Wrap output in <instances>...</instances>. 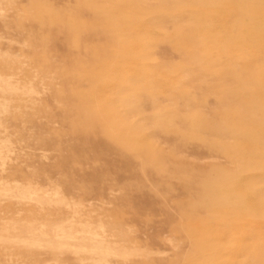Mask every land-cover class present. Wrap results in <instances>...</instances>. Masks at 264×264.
<instances>
[{"label": "rangeland", "instance_id": "obj_1", "mask_svg": "<svg viewBox=\"0 0 264 264\" xmlns=\"http://www.w3.org/2000/svg\"><path fill=\"white\" fill-rule=\"evenodd\" d=\"M0 102V264H264V0H0Z\"/></svg>", "mask_w": 264, "mask_h": 264}, {"label": "bare ground", "instance_id": "obj_2", "mask_svg": "<svg viewBox=\"0 0 264 264\" xmlns=\"http://www.w3.org/2000/svg\"><path fill=\"white\" fill-rule=\"evenodd\" d=\"M2 23V22H1ZM3 85V84H2ZM1 88L4 90V91H9L10 89H9V87H8V85L6 84V85H3V86H1ZM17 89V88H16ZM34 89V88H33ZM12 90H14V88L13 89H11V91L10 92H12ZM18 90V89H17ZM27 91V90H26ZM40 91V90H39ZM24 92V91H23ZM34 91H32V93H33ZM35 92H37V91H35ZM27 93V92H26ZM28 93H31V92H28ZM28 93H27V96H28ZM15 94V93H14ZM36 94V93H35ZM40 94V93H39ZM24 95V94H23ZM37 95V94H36ZM41 95V94H40ZM33 96V95H32ZM31 96V97H32ZM24 97H25V95H24ZM38 97V96H37ZM40 97V96H39ZM30 98V97H29ZM6 100V99H5ZM36 101V100H35ZM34 101V102H35ZM1 103V102H0ZM36 103V102H35ZM4 104H6V103H2L1 104V106L2 105H4ZM8 104H9V101H8ZM0 106V107H1ZM4 109H6L7 108V106H2ZM3 108H1V109H3ZM27 109V108H26ZM6 110H4V112H5ZM3 112V111H2ZM4 141V140H3ZM2 144H3V142H1ZM9 144V143H8ZM4 148V147H3ZM8 148V147H7ZM8 149H10V148H8ZM42 158V157H41ZM43 159V158H42ZM15 186V185H14ZM25 186V185H24ZM3 187V186H2ZM11 187V186H10ZM16 187H18V186H16ZM26 187V186H25ZM30 187V186H29ZM28 187V188H29ZM19 188V187H18ZM17 188V189H18ZM22 188V187H21ZM6 189H7V187H6ZM9 189V188H8ZM24 189V188H23ZM0 190H2V188L0 189ZM11 190V189H10ZM15 190V189H14ZM29 189H27L26 190V192H25V194H23V195H25L26 196V194H27V191H28ZM12 191V190H11ZM11 191H9V192H11ZM19 191H21L22 192V190H19ZM30 191V190H29ZM2 192V191H1ZM7 192V191H6ZM5 192V193H6ZM13 193V192H12ZM11 193V195H13ZM19 193V192H18ZM23 193V192H22ZM21 193V194H22ZM29 193V192H28ZM30 193H31V191H30ZM29 193V194H30ZM35 192H33V194H34ZM58 193V192H57ZM59 194V193H58ZM4 195V194H3ZM23 195H21L22 196V201H23V198H24V196ZM34 195H37L36 193L34 194ZM34 195H32V197H34ZM54 195H55V193H54ZM6 196H8V195H6ZM15 196V195H14ZM46 196V195H45ZM58 196V195H57ZM61 196V195H60ZM3 197V196H2ZM5 197V196H4ZM30 197V196H29ZM38 197V196H37ZM40 197V196H39ZM62 197V196H61ZM21 198V197H20ZM19 198V199H20ZM44 199L46 198V197H43ZM48 198H49V196H48ZM48 198H47V200H48ZM50 198H51V196H50ZM49 198V199H50ZM63 198H65L64 196H63ZM63 198H61V199H63ZM36 199V198H35ZM40 199V198H39ZM59 200H61L60 198H58ZM18 200V199H17ZM21 200V199H20ZM26 200H28V199H26ZM25 200V201H26ZM34 201V200H33ZM40 202V201H39ZM39 202H37V203H39ZM31 203V202H30ZM36 203V202H35ZM36 203V204H37ZM43 203V202H42ZM39 204H41V203H39ZM44 204V203H43ZM78 221V220H77ZM13 224V223H12ZM33 224V223H32ZM72 224V223H71ZM28 225V224H27ZM83 225V224H82ZM104 225V224H103ZM70 226V225H69ZM74 226V225H73ZM78 226H80L81 227V229H79L78 228ZM77 227H73V228H71V230L69 229V231L68 232H65L64 230V232L62 231L61 232V234H59V237L57 238V240H56V242L54 241H52L53 243H51V241L50 242H47L46 244H49L50 245V247H53L54 249H59L60 251H63V249H61V248H59V247H57L56 246V244L57 243H59L61 246H63V245H71L73 242H77V243H73V244H79V247H81V252H83L84 254L86 253V251H87V253H89L90 255H92L93 257H96V258H99V262H100V264H104V263H106V261H107V259L109 258V256L110 255H113V253L115 254L116 252H118V250H116L112 245V243L110 242V241H104V240H102L103 238H105L102 234H100L96 229H94L93 227L91 228V226L90 227H88V226H86V225H83V226H81V225H78ZM93 226V225H92ZM16 227V226H15ZM32 227V226H31ZM53 227V226H52ZM56 227H57V225H56ZM98 227V226H97ZM34 228V227H33ZM45 228V227H44ZM54 228V227H53ZM53 228H51V229H53ZM115 228V227H114ZM113 228V229H114ZM49 229V228H48ZM101 229V228H100ZM105 229V228H104ZM103 229V227H102V230H100L101 232H103L104 233V230ZM66 230H68V229H66ZM16 231V230H15ZM29 231V230H28ZM31 231V230H30ZM113 231V230H112ZM20 232V231H19ZM42 232V231H41ZM51 232H52V230H51ZM50 232V233H51ZM28 233H30V232H28ZM32 233V232H31ZM48 234V233H47ZM54 234H56V233H54ZM110 234V233H109ZM29 235V234H28ZM61 235V236H60ZM107 235V234H106ZM43 236H44V234H43ZM46 236H48V235H46ZM46 238V237H45ZM4 239V238H3ZM26 239H29V238H25L24 239V241L26 240ZM106 239V238H105ZM5 240V239H4ZM14 240V239H13ZM45 240H47V239H44V241ZM52 240V239H51ZM21 241V240H20ZM23 241V240H22ZM34 241V240H33ZM40 241V240H39ZM43 241V240H42ZM15 242V241H14ZM27 242V241H26ZM28 242H32V238H31V241H29L28 240ZM28 242L26 243V244H28ZM13 243V242H12ZM25 243V242H24ZM35 242H33V243H29L28 245H31L32 246V244H34ZM41 243V242H40ZM51 243V244H50ZM86 244H89L90 245V247H86ZM38 245V244H37ZM40 245V244H39ZM49 245H47L48 247H49ZM34 246V245H33ZM36 248V247H35ZM43 248V247H42ZM88 249V250H87Z\"/></svg>", "mask_w": 264, "mask_h": 264}]
</instances>
